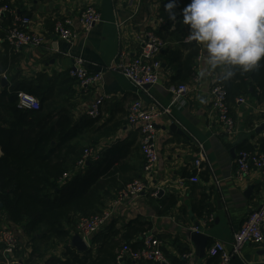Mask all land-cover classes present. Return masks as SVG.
Segmentation results:
<instances>
[{"label":"crops","instance_id":"1","mask_svg":"<svg viewBox=\"0 0 264 264\" xmlns=\"http://www.w3.org/2000/svg\"><path fill=\"white\" fill-rule=\"evenodd\" d=\"M0 2L7 5V11L0 17V126H5L7 108L14 91L30 92L41 102L42 113L55 116L58 111H66L74 127L90 119L87 117L90 105L104 97L100 115L95 119L96 125L84 130L76 141L81 149L98 143L100 160L75 172L77 176L70 175L66 184L76 186L108 168L124 164L128 169L119 175L116 187L119 189L142 177L139 135L127 123L128 108L134 102L146 106L156 102L160 107L168 108L170 114L155 124L158 164L152 178L145 182L148 187L146 193L133 203L116 207L111 221L115 222L117 230L135 220L149 224L148 234L161 242L162 252L170 264L218 263V258L207 256V249L214 242H220L230 252L233 233L238 231L250 213L258 209L264 197V173L252 170L238 179L234 164L240 151L264 153V130H259L264 124V93L246 95L241 97L243 103L235 101L229 104L234 129L231 135H227L211 106L210 91L220 80V73L217 70L201 76L207 71L202 46L195 60L194 76L182 84L190 91L180 105H171L167 87L181 84L173 83L171 73L165 68L161 71L164 86L149 89H137L116 74L106 73L100 84L88 89L81 88L69 77L75 58L85 62L89 73L102 71L115 60L119 51L124 52L127 59L134 58L141 52L140 41L148 32L165 41L164 49H178V41L189 34L187 26L182 23V9L188 4L184 1H178L181 10L176 12V20L168 33L161 31L163 22L159 14L162 0ZM88 6L96 8L100 22L85 35L79 30L77 20ZM14 15L30 20L27 30L41 37L42 47L14 52L3 41ZM64 19H71L77 25V36L72 44L61 41L54 32L55 23ZM156 58L158 60L159 55ZM116 125L120 126L114 134L108 137L103 134L108 127ZM170 125H175L177 130L171 132ZM201 154L205 161L201 160L198 171L194 162L199 161ZM75 159L69 156V169ZM194 177L196 183L191 182ZM115 192L113 190L104 200L103 210L112 205ZM194 224H199L210 238L203 259L196 257L194 246L184 238V231ZM107 225L96 235L102 233ZM13 231L19 240L18 245L7 260L2 259L1 264H49L53 259L62 260L66 248L76 253L69 244L78 233L67 239L45 242L42 238L46 233L44 228L41 234L30 237L19 228L13 227ZM262 231V241L245 245L241 258H232L229 264H264V228ZM91 239L88 249H92L94 257L99 244L92 246ZM137 240L134 243L140 244L143 237ZM76 254L83 256L85 253ZM122 264L148 263L124 257Z\"/></svg>","mask_w":264,"mask_h":264},{"label":"trees","instance_id":"2","mask_svg":"<svg viewBox=\"0 0 264 264\" xmlns=\"http://www.w3.org/2000/svg\"><path fill=\"white\" fill-rule=\"evenodd\" d=\"M167 2L169 0H162L159 14L164 33H168L174 23L165 11ZM3 7H7L6 3L0 2V8ZM179 10L181 4L177 3L174 11ZM186 37L178 41V49H163L158 58L171 73L172 82L181 85L194 76L195 60L201 51L196 42H185ZM216 85L227 93L228 104L246 95L264 93V61L255 71L238 72L232 80L220 79ZM7 115L5 126H0V230L1 224L6 226L5 222L28 236H36L44 228L46 233L42 238L45 242L67 239L77 233L76 225L81 218L101 213L104 200L110 193L115 190L116 196L125 187L116 188L119 175L128 169L124 164L108 168L86 181H78L76 186L60 183L65 174L73 175L78 170L75 167L84 150L76 141L84 130L96 125L95 119H87L74 127L66 111H58L55 116L42 113L41 102L39 111L20 110L12 95ZM119 126L108 127L103 134L108 137ZM93 144L94 148L98 147V143ZM69 156L76 158L70 169L67 167ZM115 226L111 221L102 233L91 239L92 246L99 244L94 257L92 249L79 256L66 248L62 260L53 259L49 264H117L118 252L125 246L132 250L140 247L134 242L148 234L150 229L149 224L136 220L122 230Z\"/></svg>","mask_w":264,"mask_h":264},{"label":"built area","instance_id":"3","mask_svg":"<svg viewBox=\"0 0 264 264\" xmlns=\"http://www.w3.org/2000/svg\"><path fill=\"white\" fill-rule=\"evenodd\" d=\"M7 11L5 7L0 8V17ZM100 22V14L92 6L86 7L80 14L77 25L83 34H88L93 27ZM30 20L27 18L15 17L13 22L5 31L3 41L8 44L14 52H19L23 48L42 47L41 37L27 30ZM74 21L64 19L57 21L54 26V32L57 37L67 43L72 44L77 36V30ZM185 42H192L188 38ZM141 52L134 58L127 59L125 53L119 51L115 60L105 67L102 71L89 73L85 69V62L80 58L74 59V66L69 70L68 75L71 79L83 88L88 89L100 84L106 73L116 74L127 80L133 87L143 89L144 86L163 87L161 76L162 64L157 60V55L165 48V41L152 32L144 35L140 41ZM68 56L67 54H65ZM171 95V105H180L183 98L188 95L189 88L186 85L167 87ZM12 96L16 99L18 109L24 111H39L40 102L32 94L24 91H14ZM212 99V110L216 114L218 123L222 126L225 134L231 135L234 129V121L230 116L229 104L227 103V93L218 85H214L210 91ZM104 97L95 100L87 111V117L96 119L100 115V109L103 105ZM237 103H243V100L237 99ZM168 108L160 107L156 102L150 105H143L141 102H134L128 108L127 123L139 135V149L143 161L142 177L131 181L119 191L112 205L101 213L81 218L76 225V230L85 244L89 245L92 236L98 234L107 225L113 215L116 207L123 203H133L136 199L144 195L148 189L147 180H150L158 164V155L156 151V129L155 124L158 119L169 115ZM100 160V148L85 149L75 169L79 170L87 167L90 162ZM201 160L205 161L203 154L199 161L194 162L199 171ZM235 176L240 179L248 175L252 170L264 173V153L240 151L235 158ZM71 176L65 174L60 183L66 184ZM191 182L196 183L194 177ZM1 226L0 230V255L4 260L16 249L18 238L11 226ZM264 228V197L257 210L250 213L242 223L237 232L233 233V244L230 252L226 251L224 245L220 242H214L207 249L209 258H218V264H229L232 258H241V252L245 245L258 244L262 241V230ZM124 257L134 262H145L148 264H170L162 252L161 242L150 234L143 236L140 247L132 250L129 247H123L117 256V264H122ZM252 264V263H245Z\"/></svg>","mask_w":264,"mask_h":264},{"label":"clouds","instance_id":"4","mask_svg":"<svg viewBox=\"0 0 264 264\" xmlns=\"http://www.w3.org/2000/svg\"><path fill=\"white\" fill-rule=\"evenodd\" d=\"M178 0L164 5L176 20ZM188 39L205 50L206 72L217 70L228 82L237 73L253 72L264 61V0H189L182 9Z\"/></svg>","mask_w":264,"mask_h":264},{"label":"water","instance_id":"5","mask_svg":"<svg viewBox=\"0 0 264 264\" xmlns=\"http://www.w3.org/2000/svg\"><path fill=\"white\" fill-rule=\"evenodd\" d=\"M162 68H165L162 65ZM150 86H144L143 89H149ZM169 130L174 132L177 130L175 125H170ZM259 130H264V124ZM1 207V205H0ZM184 238L190 242L195 249V255L199 259H203L206 253V249L209 243V236L205 235L199 224H194V226L188 230L184 231ZM69 247L74 249L76 253H86L88 252V247L85 242L81 239L79 235H75L69 244Z\"/></svg>","mask_w":264,"mask_h":264},{"label":"rangeland","instance_id":"6","mask_svg":"<svg viewBox=\"0 0 264 264\" xmlns=\"http://www.w3.org/2000/svg\"><path fill=\"white\" fill-rule=\"evenodd\" d=\"M92 145H94V144L87 145L86 147H84L83 150H85V149H89V148H94ZM76 231H77V230H76ZM38 234H41V232L37 233V235H38ZM34 236H35V235H34ZM34 236H32V237H34ZM28 237H30V236H28Z\"/></svg>","mask_w":264,"mask_h":264}]
</instances>
